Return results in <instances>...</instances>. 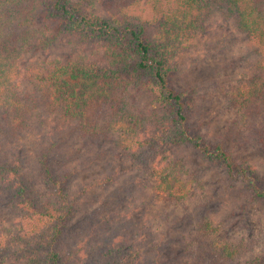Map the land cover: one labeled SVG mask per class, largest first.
<instances>
[{
    "label": "trees",
    "instance_id": "16d2710c",
    "mask_svg": "<svg viewBox=\"0 0 264 264\" xmlns=\"http://www.w3.org/2000/svg\"><path fill=\"white\" fill-rule=\"evenodd\" d=\"M95 1L0 0V192L10 188L14 194L9 209L20 231V238H10L0 222V264H139L140 259L143 264H169L170 257L160 256L159 246L148 262L144 245L136 251L128 246L122 259L111 257L103 238L94 249L91 237L99 222L94 225L90 212L93 191L114 184L116 176L78 181L82 165L90 169L100 155L75 162L71 153L80 147L64 142L77 136L85 151L96 141L114 144L126 136L119 125L132 123L142 129L149 140L141 139L137 149L161 139L190 146L240 183L243 206L248 199L264 204V167L238 159L222 140L213 142L207 134L193 132V98L172 82L179 56L189 50L206 20L220 13L232 19L251 44L246 69L223 95L244 119L264 120V0H120L112 5L99 0L105 14L93 10ZM68 36L77 43L94 41L100 59L92 61L76 51L64 58L39 56ZM146 93L153 105L143 111L136 95ZM48 117H54L66 135L50 139L45 148L40 145L36 177L15 141L39 133ZM130 146H122L121 153L134 156ZM194 171L176 158L151 168L148 180L166 200L184 201L193 195L198 179ZM207 238L203 234L199 239L222 252L225 263L254 264L239 262L241 243L220 251L221 239L209 232ZM14 245L20 250H13Z\"/></svg>",
    "mask_w": 264,
    "mask_h": 264
},
{
    "label": "rangeland",
    "instance_id": "374dc122",
    "mask_svg": "<svg viewBox=\"0 0 264 264\" xmlns=\"http://www.w3.org/2000/svg\"><path fill=\"white\" fill-rule=\"evenodd\" d=\"M107 1L111 5L120 4V0ZM102 5L99 0L95 1L93 10L105 14L106 9ZM129 10L135 11L130 6ZM42 25L40 23L39 27ZM77 42L75 37H62L54 47L39 56L64 58L68 52L76 51L85 53L92 61L100 59L94 41ZM249 53V39L237 30L232 19L216 13L198 30L189 50L179 56L172 82L176 89L189 92L193 98L195 108L190 122L193 132H203L213 142L222 140L238 159H247L263 168L264 120L244 119L240 112L228 105V97L223 95V91L234 86L246 69ZM136 104L143 111L153 105L147 93L137 94ZM117 128L126 133L122 140L117 139L119 143L112 144L106 139L103 143L96 141L93 149L85 151L82 140L77 136L64 142L66 146L80 147V151L71 153L75 162L82 161L83 157L100 155L94 165L90 164V169H82L85 166L82 165L78 181L109 173L116 176L114 184L93 191L94 202L90 212L94 214V225L97 220L99 222L91 237L93 246L103 238V243L113 251L111 257L117 254L120 259L128 255V246L138 250L144 245L150 255L146 262L154 260L155 247L159 246L160 256L170 257L169 264H193L196 261L199 264H234L225 263L222 252L219 254L203 243L210 240L207 238L209 232L215 236L214 239H221L220 251L226 247L224 245L241 243L240 263L264 264L262 202L248 199L246 207L243 206L245 195L240 183L230 179L224 169L201 159L190 146L177 147L168 139H161V143L156 140L155 145L152 143L137 149V142L148 139L142 129L133 127L132 123ZM65 135L66 131L55 118L48 117L39 133L19 137L15 141L18 152L27 157L33 175L38 177L36 165L40 145L45 148L50 139L63 140ZM129 144L136 156L121 153ZM176 158L183 159V165L189 171L196 170L198 178L193 183V195L177 202L168 201L153 191L148 180L151 168ZM9 191L10 188H6L0 192V222L7 236L20 238L17 237L20 232L15 225L17 221L9 209L15 196ZM203 234L204 240L199 239ZM17 248L20 250L19 245L13 246V250ZM138 252L141 254L142 250ZM140 260L139 264H143L144 260Z\"/></svg>",
    "mask_w": 264,
    "mask_h": 264
}]
</instances>
